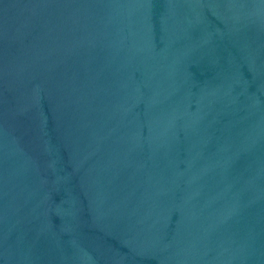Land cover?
Returning <instances> with one entry per match:
<instances>
[{"label":"water","instance_id":"water-1","mask_svg":"<svg viewBox=\"0 0 264 264\" xmlns=\"http://www.w3.org/2000/svg\"><path fill=\"white\" fill-rule=\"evenodd\" d=\"M0 264H264V0H0Z\"/></svg>","mask_w":264,"mask_h":264}]
</instances>
